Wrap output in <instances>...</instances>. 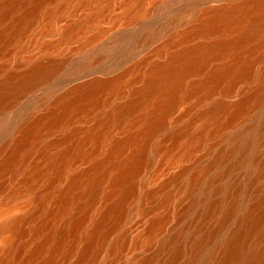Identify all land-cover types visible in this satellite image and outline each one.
<instances>
[{
    "label": "bare ground",
    "instance_id": "bare-ground-1",
    "mask_svg": "<svg viewBox=\"0 0 264 264\" xmlns=\"http://www.w3.org/2000/svg\"><path fill=\"white\" fill-rule=\"evenodd\" d=\"M115 1L0 0V110L64 68L70 56L54 54L109 17ZM147 2L123 0V14L130 20L150 14L155 6ZM104 33L98 28L83 47ZM196 36L202 40L189 42ZM173 41L178 48L168 59L139 72L141 86L94 126L64 124L120 92L126 74L75 87L58 108L26 123L9 150L1 145L7 153L0 160V195L7 192L0 198V264H123L127 248L136 254L125 264H264V150L255 152L264 147V108L257 126L223 133L264 101V67L255 69L264 58V0L212 7ZM34 45L39 57L30 54ZM190 74L199 78L187 81ZM254 77V90L236 102L217 99L185 123H168L193 95L199 101L216 92L229 96ZM142 106L121 136L111 134ZM57 128L63 129L59 138L44 140ZM213 137L227 145L215 150ZM33 153L42 161L31 162ZM80 161L88 165L68 174ZM13 202L24 212L5 216ZM150 208L159 212L145 226Z\"/></svg>",
    "mask_w": 264,
    "mask_h": 264
},
{
    "label": "rangeland",
    "instance_id": "rangeland-1",
    "mask_svg": "<svg viewBox=\"0 0 264 264\" xmlns=\"http://www.w3.org/2000/svg\"><path fill=\"white\" fill-rule=\"evenodd\" d=\"M233 1L256 0H148L147 5L153 4L155 10L150 14L141 15L136 20H130L123 14V0L115 1L109 17L104 18L101 23H96L89 27L86 32L81 33V35L76 37L72 43H69L63 48L62 52L54 54H58L60 57L70 56V61L64 68L52 76L50 80L38 83L34 85L35 87L33 86V88L19 93L15 98L16 100L14 99V101L8 106L0 110V147L3 144H6L7 148L12 145L14 141L13 139L22 133L21 129L23 130L27 124L29 125V123L36 118L49 114L53 108H58L56 106H59L60 104L58 103L60 100L59 98L72 91L75 87L95 78H111L126 74L127 85H125L120 92L107 94L106 101L98 104L96 107L94 106V108H91L88 112L71 115L70 118L65 120L64 124L66 127L75 126L83 129L94 126L99 119L105 117L114 107L126 103L129 97H131L133 87L141 86L142 82L137 79L135 80V77L139 72L145 73L154 63L159 61L164 62L168 59L170 52L178 48V45L173 40L178 39L189 27L196 24L198 19L205 15L210 8L228 5ZM72 18L73 17L68 18L63 23L69 22ZM98 28H103L105 33L102 36L95 38L94 41H91L87 46L83 47L84 41L88 37L94 36L97 33ZM38 31L39 25L33 28V32ZM210 36L211 37L208 36V40H211L214 37V35ZM47 38L50 39L53 37L48 36ZM200 40H202V37L196 36L189 42L195 43ZM260 51H263L264 55V46ZM30 54L39 57V55H41L40 47L34 45L31 48ZM1 62L2 60L0 59V63ZM85 63L86 65L84 66L83 64ZM217 63H220V60H213L211 65ZM262 66L264 67V58L263 61H257L255 63V69L257 70ZM198 78V74H190L187 77V81H194ZM258 83L259 78L257 77L252 78L251 81L244 80L240 82L233 94L223 96L221 93L216 92L210 97V99L203 101H199L198 96L193 95L191 98L182 101L177 105L168 118V123L171 126L172 123L179 118L182 123H185L190 117L206 109L211 101L217 99L236 102L240 96L242 97V95L252 92ZM263 108L264 101L258 106H252L246 114L239 116L240 118L238 117L235 123L230 128L225 129L223 133H227L226 135H228L237 129H244L252 125L257 126ZM145 109L146 107L142 106L137 112L133 113V115H128L122 125L112 129L113 131L111 134L114 136H121L125 131V125L138 116L137 113L143 112ZM197 126L198 123L195 124V127ZM62 133L63 129L61 128L47 131L44 135V140L49 141L59 138ZM81 135H83L82 130L79 132V136ZM219 138L220 140H218ZM223 139V137L212 138L211 142L216 144L214 148L215 150L221 145V147L227 145V141L225 139L224 141ZM7 148L0 153V160L6 155ZM263 148V146L257 148L255 151L256 154H263ZM56 150L57 147L55 146L51 147L48 152L53 153ZM197 155L202 156V161L209 159V155H206L204 151L198 152ZM30 161L40 162L42 161V155L39 153H33ZM158 162L159 158L156 159L155 166H157ZM182 164L183 163H178L173 166L170 169L168 176L179 170ZM87 165L88 162H77L68 170V174L75 169L83 168ZM242 171L243 172L240 171L241 179H245L248 175L246 170ZM255 171L252 172V175L255 174ZM23 173L24 171H20L16 174V179H20L23 176ZM143 176L146 175L143 174ZM1 178L3 181L9 183L11 176L4 175ZM260 180L261 179L257 181L258 184L261 183ZM65 182L66 179L59 181L57 184L58 186H61ZM258 187L259 185L256 189L257 192H253V197L258 195ZM6 192L7 191H5L3 195ZM3 195L1 194L0 198ZM29 195L30 194H27V196ZM154 201L156 200L151 199L147 204H151L152 206ZM14 203L15 202L10 204L9 208L4 213L5 216L19 215L24 212L23 208ZM164 210L165 208L161 209V211ZM158 212L159 209L153 210V208H150L149 214L144 218V225L146 226L148 220ZM136 218H139V214ZM2 244L3 241L0 239V246H2ZM135 254L136 251H131L127 248L123 264L132 259ZM75 257L76 255L72 257V260L75 259Z\"/></svg>",
    "mask_w": 264,
    "mask_h": 264
}]
</instances>
